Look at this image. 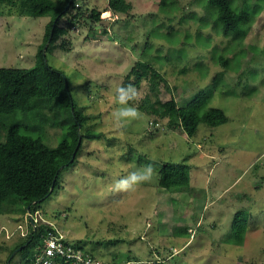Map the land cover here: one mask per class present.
<instances>
[{
	"label": "rangeland",
	"instance_id": "rangeland-1",
	"mask_svg": "<svg viewBox=\"0 0 264 264\" xmlns=\"http://www.w3.org/2000/svg\"><path fill=\"white\" fill-rule=\"evenodd\" d=\"M126 1L130 9L119 12L108 0H76L78 10L60 20L66 31L45 52L46 62L68 77L86 115L80 131L99 136L83 138L59 185L40 201L37 225L49 220L103 261L264 264V0L231 1L254 10L249 30L238 37L209 17L200 19L206 0ZM18 7L19 0L0 1V66L33 65L43 42L50 16L20 14ZM92 9L99 11L97 21L78 15L69 22L77 11L87 16ZM215 83L206 106L223 109L224 123L201 122L188 136L162 115L161 104L171 96L183 105ZM128 85L139 92L129 103L141 117L117 129L115 89ZM60 133L47 125L45 141L55 145ZM167 161L189 165L183 190L158 185V169ZM148 164L151 181L114 190L115 180ZM28 223L26 213H0V264L10 256V264L23 263L25 250H10Z\"/></svg>",
	"mask_w": 264,
	"mask_h": 264
},
{
	"label": "trees",
	"instance_id": "trees-1",
	"mask_svg": "<svg viewBox=\"0 0 264 264\" xmlns=\"http://www.w3.org/2000/svg\"><path fill=\"white\" fill-rule=\"evenodd\" d=\"M231 1L206 0L203 7L207 15L200 19L209 17L216 21L226 35L243 36L250 28V16L254 10L246 6L236 8ZM162 2L165 4L166 0ZM75 3L76 0H19L20 14L49 15L50 19L46 23L43 42L38 46L33 65L0 66V213L16 211L23 214L27 210L39 209L40 201L59 185L61 170L75 161L83 138L99 136V133L89 129L85 133L80 131L86 115L74 101L68 77L62 70L49 65L43 53L53 22V33L45 52L49 44L66 31L60 20L73 9L78 10ZM108 5L110 9L119 12L130 9V3L126 0H108ZM77 12L72 14L70 23H74L78 15L89 18L91 22L99 19V11L96 9H92L87 16ZM210 14H213V18ZM219 59L223 65H228L224 55H220ZM151 69L155 75L160 76L158 70L153 67ZM216 87L217 83L211 85L207 91L200 92L183 105H178L171 96L161 104L162 115H167L168 122L180 126L188 136L194 135L201 122L210 126L224 123L228 118L223 109L206 106L212 89ZM47 125L61 128L55 145L47 143ZM188 171L189 165L186 162H163L158 169V185L169 190H183L189 184ZM239 217L236 214L235 218ZM28 224L30 228L24 239L10 250L11 253L26 243L20 248L25 250V259L21 264H26L33 250L41 245L43 234L49 229L53 230L48 222L39 226L31 222ZM242 227H237V234H234L238 238L236 240H240ZM85 250L91 253L89 249ZM11 257L6 264H10Z\"/></svg>",
	"mask_w": 264,
	"mask_h": 264
},
{
	"label": "built area",
	"instance_id": "built-area-1",
	"mask_svg": "<svg viewBox=\"0 0 264 264\" xmlns=\"http://www.w3.org/2000/svg\"><path fill=\"white\" fill-rule=\"evenodd\" d=\"M37 210H27L26 217L32 225H36ZM52 227L43 234L41 245L37 246L26 264H128V262L117 263L103 261L86 251L81 246L74 245L66 239L64 234L49 220H45ZM20 227V225H19Z\"/></svg>",
	"mask_w": 264,
	"mask_h": 264
},
{
	"label": "clouds",
	"instance_id": "clouds-1",
	"mask_svg": "<svg viewBox=\"0 0 264 264\" xmlns=\"http://www.w3.org/2000/svg\"><path fill=\"white\" fill-rule=\"evenodd\" d=\"M139 96L138 90L128 85L117 86L115 89V100L120 107L112 112V123L117 129H123L124 122L128 120L140 119V112L133 106H130V101H135ZM154 176V169L151 164L145 165L135 171L129 172L121 179L114 181L113 187L116 191H132L141 183L151 181Z\"/></svg>",
	"mask_w": 264,
	"mask_h": 264
},
{
	"label": "water",
	"instance_id": "water-1",
	"mask_svg": "<svg viewBox=\"0 0 264 264\" xmlns=\"http://www.w3.org/2000/svg\"><path fill=\"white\" fill-rule=\"evenodd\" d=\"M54 25H55V21L53 22V24H52V27H51V30H50V33H49V36H48V39H47V41H46V43L44 44V46H43V53L45 54V49H46V47H47V44L49 43V41H50V39H51V36H52V33H53V28H54ZM51 189H52V187H51ZM26 243L24 242L23 244H21V245H19L18 246V249H20L22 246H24ZM14 252V251H13Z\"/></svg>",
	"mask_w": 264,
	"mask_h": 264
}]
</instances>
